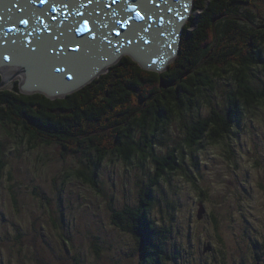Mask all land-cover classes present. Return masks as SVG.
Segmentation results:
<instances>
[{"label": "rangeland", "instance_id": "1", "mask_svg": "<svg viewBox=\"0 0 264 264\" xmlns=\"http://www.w3.org/2000/svg\"><path fill=\"white\" fill-rule=\"evenodd\" d=\"M249 1L254 13L264 16V0ZM200 13L192 9L182 39L191 16ZM196 26L195 22L192 28ZM179 58L180 53L159 72ZM118 61L69 93L87 87L84 94L93 96L100 83L90 87L92 81L100 75L101 81L112 79L111 70ZM138 64L134 59L133 68L138 69ZM254 73L252 83L260 88L264 68ZM21 78L10 76L0 88L13 89ZM216 81L210 99L224 111L231 105L228 91H237L239 81L235 76ZM95 97L100 99L98 94ZM242 108L241 123L235 122L230 136L195 149L196 160L186 144L188 136L194 135L185 127L190 114L184 123L177 118L168 120L155 133L140 128L133 131L135 141L155 145L161 157L173 147L186 149L183 166L187 174L179 171L162 178L160 191H156L160 205L152 209V217L166 230L168 250L179 255L167 264L240 263L241 247L248 248L244 241L247 226L260 233L254 230V239L264 234V106L242 104ZM212 109L202 99L200 116H209ZM4 117L0 118V264H140L138 238L114 223V209L137 204L158 164L147 159L132 165L112 153L107 139L115 132L108 124L99 133L103 139L94 141L103 142L101 149L90 150L84 144L71 151L72 143L65 147L49 137L48 142L40 138L31 143L30 132ZM103 151L107 155L99 168V187H94L86 177L87 165L94 166ZM200 202L205 207L201 217Z\"/></svg>", "mask_w": 264, "mask_h": 264}, {"label": "trees", "instance_id": "2", "mask_svg": "<svg viewBox=\"0 0 264 264\" xmlns=\"http://www.w3.org/2000/svg\"><path fill=\"white\" fill-rule=\"evenodd\" d=\"M250 3L249 0H196L195 9L202 13L191 16L185 27L180 58L165 72L146 69L140 63L134 69V58L125 55L117 62V68L111 70L112 79L104 82L100 75L92 81L90 87L100 83L93 96L84 94L87 87L57 98L38 92L26 94L21 91L19 81L13 89L0 88V118L9 117L21 124L25 132L31 133V143L49 137V141H60L64 146L72 143L71 151L84 144L87 149L99 150L103 142L94 141L101 138L99 133L108 124L115 132L107 139L112 153L116 152L117 157L132 165L144 164L147 159L158 164L152 181L142 187L137 204L114 209V223L138 238L140 264H167L179 257L168 250L166 230L152 217V209L160 205L156 191H160L161 179L179 171L187 174L183 166L186 149L173 147L161 157L155 145L145 146L135 141L133 131L140 128L155 133L161 125L165 128L168 120L177 118L184 123L190 114L185 127L194 135L188 136L186 144L196 160L195 149L206 142L223 141L230 136L235 122L241 123L242 104L264 106V83L260 88L252 83L256 79L254 71L264 68V16L261 12L255 14ZM195 22L197 26L192 28ZM234 76L239 89L228 91L231 105L223 111L210 98L217 89L216 79ZM202 99L213 108L206 117L200 116ZM102 154L94 166L87 165L89 175H85L94 187H99L98 172L107 152ZM135 155L138 156L134 158ZM162 198H166L164 193Z\"/></svg>", "mask_w": 264, "mask_h": 264}, {"label": "water", "instance_id": "3", "mask_svg": "<svg viewBox=\"0 0 264 264\" xmlns=\"http://www.w3.org/2000/svg\"><path fill=\"white\" fill-rule=\"evenodd\" d=\"M57 1L59 5L61 0ZM65 1L63 0L61 4L60 8L62 9L55 13H49L53 8L50 0L44 5L40 4L39 0H0V47L3 48L0 49V75L2 76L0 87L7 81L2 68L10 64L26 69L25 77L19 81L23 93L38 92L50 98L63 97L91 80L99 73V70L101 71L102 66L116 62L124 52L130 53V56L137 60L142 67L159 71L161 68H165L166 61L175 57L177 53L176 49L172 50L168 44L170 42L174 48H177L176 37L171 31V25L179 20L177 12L189 16L188 12L183 9L188 0H164L165 5L158 2V4L161 3L159 6L154 3L149 6L144 0H133L130 5L135 2L134 5L145 15V20H136L134 13H126L124 7L123 14H121L122 19H126L129 15L133 19L129 27L120 28L117 21L123 20L109 12L110 6L106 5L103 0H100L101 7L96 5L99 0H69L66 1L67 3ZM64 5H68V7H64ZM85 7L88 8L87 11ZM169 8L172 11H169ZM78 12L82 15H77ZM53 16L56 17L55 20L52 19ZM21 19H27L29 24L27 26L20 24ZM83 19H88L90 25L92 21H96L97 27L101 23L110 21L108 23H111L110 29L112 30L106 27L104 39L99 43V47L92 42V38L82 39L76 33L75 30ZM144 28L148 30L144 31ZM123 29H126V32L123 33ZM117 30L121 32V36L115 35L114 32ZM125 33L129 36H124ZM21 36L25 37L21 44H24L25 47L31 44V50H29L33 54L32 57L31 54L29 58L25 56L27 51L25 47L24 49H14L16 43L21 40ZM139 36L146 39L145 45L142 46L136 40ZM159 38L161 41L158 43ZM133 40L141 46L137 44L135 47V42L132 43ZM79 41L80 43L83 41L82 44L89 41L88 46L92 47V43L95 48H82L73 52L71 49L76 47ZM156 41L160 46H156ZM149 47L150 49H148ZM147 50L151 54L146 53ZM141 52L148 56L147 59L142 57ZM38 54L42 59L39 63L40 66L37 67L41 71V75L33 78V75L27 70L28 67L35 65L33 58L36 56L37 59ZM6 56L9 58L5 59ZM56 68H63L64 72L58 73L55 71ZM69 75L73 78L68 79ZM30 81L34 83L30 84ZM200 204L199 216L201 217L205 212V207L203 203Z\"/></svg>", "mask_w": 264, "mask_h": 264}, {"label": "bare ground", "instance_id": "4", "mask_svg": "<svg viewBox=\"0 0 264 264\" xmlns=\"http://www.w3.org/2000/svg\"><path fill=\"white\" fill-rule=\"evenodd\" d=\"M66 1H69V0H66ZM65 1V2H66ZM104 1V3L106 4V5H109L110 6V9H109V12H111V13H113V15H117L118 17H121V18H119L120 20H124V19H122V16H121V14H123V9H124V7L126 8L128 5H130L131 4V2L133 1V0H117V2L115 3V4H113L112 3V0H103ZM134 1H136V0H134ZM142 1V0H141ZM148 5H152V3H154L155 5H157V6H159V5H161V3L160 4H158V2H162L163 3V5H165L164 4V0H144ZM50 2H52V5H53V7H56V9H57V11L56 12H58V10L59 9H62V8H60L62 5V2H63V0H61L60 1V3H59V5H58V1L57 0H50ZM94 2H96V1H94ZM190 2V4H191V7L193 8V9H195V0H190L189 1ZM67 3V2H66ZM97 4V6H100L101 7V5H100V3H101V1L99 0V2H96ZM133 4H135V2L133 3ZM154 5V6H155ZM84 7V6H83ZM86 9V11L88 10V8L87 7H85ZM152 8H153V6H152ZM191 8V9H192ZM161 9V8H160ZM191 9H190V11L188 12L189 13V15H191L190 13H191ZM83 11H84V9H83ZM50 12H52V11H49V13ZM185 16V15H184ZM188 18H190V16H185V18L183 19V20H179V22L177 23H174V25L172 24L171 26H172V28H171V31L173 32V35L176 37V41H177V48H174L173 46H172V44L169 42L168 44L170 45V47L169 48H171V49H173L174 51H175V49H176V55L178 54V53H180V48H181V37H182V33H183V27H184V25H185V23H186V21L188 20ZM107 21V20H106ZM108 22H110V21H108ZM101 23V25H99V27H97L96 25V21H92V26L90 25V27L92 28V30H93V34H95L94 36L96 37L95 39H93L92 40V42L95 44V45H97L98 47H99V43H101V40H103L104 39V30L106 29V27H108L109 28V30H112V29H110L111 28V23ZM82 23V20H81V22H80V24ZM107 24H109V25H107ZM113 25V24H112ZM124 31H123V33L124 32H126V29H123ZM180 31H181V33H180ZM109 32V31H108ZM111 32V31H110ZM106 33V32H105ZM115 33V32H114ZM121 33V32H120ZM126 34V33H125ZM124 34V36H129V35H125ZM130 35H132V34H130ZM121 36V35H120ZM21 38V40L19 41V42H17L16 43V45L14 46V49H24V47H25V45L24 44H21L22 42H24L23 40H24V36H21L20 37ZM80 38H82V39H85V38H92L90 35H88V34H85V35H83V36H80ZM124 38V37H123ZM142 46L143 45H145L144 43H145V41H146V39L145 38H143V37H141V36H139L137 39H136ZM137 41L135 42V40H133L132 41V43L133 42H135L134 43V46L136 47V45L137 44H139V43H137ZM82 42L83 41H81V43H80V41L77 43L78 45H79V48L80 49H91V48H95V47H93L94 45L91 43V46L92 47H89L88 46V43H89V41H87V43H83L82 44ZM26 44V43H25ZM139 44V46H141ZM30 45L31 44H29V46H26L25 47V49H27V51H26V54H25V56H28V58H29V56H30V54H31V57L33 56V54H32V52L30 51L31 50V47H30ZM22 46V48H20ZM124 46V45H123ZM156 46H159V45H156ZM124 48V47H123ZM164 48V47H163ZM162 48V49H163ZM168 48V49H169ZM0 49H3L2 47H0ZM30 49V50H29ZM67 49V48H66ZM148 49H150V47L148 48ZM22 51V50H21ZM23 52V51H22ZM125 54H127V55H130V53H128V52H124ZM146 53H148V54H151L150 52H148V50L146 51ZM141 54H142V57L143 58H146L147 59V55H145L143 52H141ZM175 55V56H176ZM72 56V55H71ZM41 58V55L40 54H38V56H37V59H36V56H34V60H33V63L35 64V65H33V66H30V67H28V73H30V74H32L33 75V78H36V77H40L39 75H41V71H39V69H37V67H39L40 65H39V63L41 62V60L42 59H40ZM122 58V56H119L118 58H117V60L116 61H118V60H120ZM172 58H174V56L172 57ZM172 58H169L167 61H166V65H165V67H167V65H168V63H169V61L172 59ZM150 62H151V60H150ZM154 62V61H153ZM155 62H158V61H155ZM115 62H113V63H110V64H108V65H104V66H102V68H101V71L102 70H104V69H106L108 66H110V65H112V64H114ZM25 68H22V67H19V66H15V65H7L6 67H4V68H2V71L4 72V74H5V76H6V78L7 79H9V77L10 76H12V77H15V76H17V75H19L20 77H22V78H24L25 77ZM100 70H99V73L101 72ZM160 71V70H159ZM33 72V73H32ZM98 73V74H99ZM54 75H57V74H54ZM58 77V76H57ZM31 83H34V82H32V81H30V84ZM89 159V158H88Z\"/></svg>", "mask_w": 264, "mask_h": 264}, {"label": "snow or ice", "instance_id": "5", "mask_svg": "<svg viewBox=\"0 0 264 264\" xmlns=\"http://www.w3.org/2000/svg\"><path fill=\"white\" fill-rule=\"evenodd\" d=\"M116 2H117V0H112V3L113 4H115ZM39 3L42 4V5L47 4L48 3V0H39ZM64 7H68V5H64ZM183 9L186 12V11H188L189 7L187 5H184L183 6ZM56 11H57L56 7H53L52 8V12L55 13ZM169 11H172V9L169 8ZM125 12L126 13H134L135 19L138 20V21L145 20V15L142 14V12L140 10H138V7L136 5H134V4L128 5L125 8ZM77 15H82V14H80L78 12ZM176 15H177V18L179 20H183L185 18L184 15H183V13H180V12H177ZM52 19L55 20L56 17L53 16ZM132 19H133V17L131 15H129L123 21H117V23L119 24L120 28H127V27H129L130 22L132 21ZM41 23H43V22L41 21ZM20 24L27 26L29 24V21L27 19H21L20 20ZM141 27H143V26H141ZM143 30L144 31H147L148 29L147 28H144ZM75 31L80 36H83L85 34H88V35H90L92 37V39H95L96 38L93 35V30L90 27V24H89V20L88 19H83L82 20V23L76 28ZM115 35H117V36L121 35L120 31L117 30L115 32ZM109 43H111V42L109 41ZM145 43H147V41H145ZM71 50L73 52L79 51L80 50L79 45H77L76 47L72 48ZM8 58L9 57H7V56L5 57V59H8ZM55 71L58 72V73H61V72H64V69L63 68H56ZM67 78L68 79H72L73 77L69 75Z\"/></svg>", "mask_w": 264, "mask_h": 264}, {"label": "flooded vegetation", "instance_id": "6", "mask_svg": "<svg viewBox=\"0 0 264 264\" xmlns=\"http://www.w3.org/2000/svg\"><path fill=\"white\" fill-rule=\"evenodd\" d=\"M254 230H256L255 232L257 235H260L255 227L252 228L247 226V229H245L246 236H248V248L244 246L241 247L242 256L240 258V264H264V234H262L263 236L254 239Z\"/></svg>", "mask_w": 264, "mask_h": 264}]
</instances>
